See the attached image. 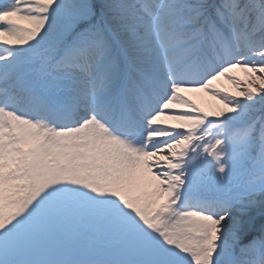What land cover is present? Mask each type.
I'll list each match as a JSON object with an SVG mask.
<instances>
[{"label": "snow or ice", "instance_id": "6c2138e0", "mask_svg": "<svg viewBox=\"0 0 264 264\" xmlns=\"http://www.w3.org/2000/svg\"><path fill=\"white\" fill-rule=\"evenodd\" d=\"M0 264H264V0H0Z\"/></svg>", "mask_w": 264, "mask_h": 264}, {"label": "rangeland", "instance_id": "374dc122", "mask_svg": "<svg viewBox=\"0 0 264 264\" xmlns=\"http://www.w3.org/2000/svg\"><path fill=\"white\" fill-rule=\"evenodd\" d=\"M18 24L27 28L31 27L26 21H17ZM227 76L237 78L240 81V85L244 86L247 83V74L240 68L232 69ZM215 90L219 91L221 94H232L238 96V88L229 79L221 77L219 80L213 82L212 86ZM186 98L190 99L193 103L201 109L202 112L207 113L210 118H214L213 114L226 110L221 101L205 91H185L182 93ZM177 111H185L187 109L178 108ZM162 125L166 126L168 124H177L178 122L168 119L167 117H161Z\"/></svg>", "mask_w": 264, "mask_h": 264}, {"label": "bare ground", "instance_id": "6f19581e", "mask_svg": "<svg viewBox=\"0 0 264 264\" xmlns=\"http://www.w3.org/2000/svg\"><path fill=\"white\" fill-rule=\"evenodd\" d=\"M14 19H16V22H17V21H22V20H19L18 18H14Z\"/></svg>", "mask_w": 264, "mask_h": 264}]
</instances>
